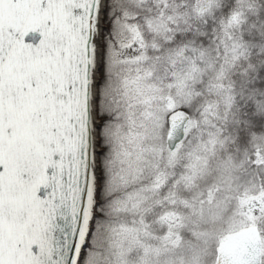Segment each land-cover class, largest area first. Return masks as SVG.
<instances>
[{
	"label": "snow or ice",
	"instance_id": "1",
	"mask_svg": "<svg viewBox=\"0 0 264 264\" xmlns=\"http://www.w3.org/2000/svg\"><path fill=\"white\" fill-rule=\"evenodd\" d=\"M204 72L223 120L236 106V135L200 186L166 170L197 136L213 157L224 143L217 105L192 99ZM137 89L160 95L132 105ZM132 107L143 150L135 164L119 153L126 178L110 171L111 137ZM262 134L264 0H0V264H264ZM237 168L256 187H234ZM181 181L199 190L177 199Z\"/></svg>",
	"mask_w": 264,
	"mask_h": 264
},
{
	"label": "trees",
	"instance_id": "2",
	"mask_svg": "<svg viewBox=\"0 0 264 264\" xmlns=\"http://www.w3.org/2000/svg\"><path fill=\"white\" fill-rule=\"evenodd\" d=\"M223 0H215V3L217 5L221 4ZM201 71L203 72V66H200ZM231 71L229 70L227 74L228 78H231ZM205 77L207 78L205 80V83L202 87H197L195 84L192 83V81H189V88L192 91V99H196L197 94H200L202 92L203 94V103H215L217 105L216 107V113L219 117H221L220 125L225 129V132L227 133V129L232 127L235 121V114H236V106L233 105V108L228 116V119L225 121L222 119L223 113H224V100L223 96L220 94H216L215 90L212 91V94H210V90L208 89V79L211 78V74L204 72ZM197 83L199 82V76L196 78ZM176 83L175 81L173 82ZM227 83V80L225 81V84ZM159 87V86H158ZM145 93L147 96H156L158 97L160 95L159 91L155 92H149L146 89H137L134 93L131 95V103L132 105H135L137 103L136 96L140 95L141 93ZM167 93V89L165 88V94ZM153 107H156L155 102L153 103ZM138 109L135 107H132L131 109H125L121 113V120L119 123L118 128V135H113L111 137L113 145H114V152H113V158L110 164V171L113 173L123 174L127 178L128 174V166H129V158L121 156L119 153L124 151H131V163H136V157L143 150L141 146L142 138L137 139L135 136V129L132 127L136 123H142V121H139V118L136 117L133 118L134 113L137 112ZM216 119L215 116H213L211 113L209 114V123L214 122ZM127 129V130H126ZM212 130V129H209ZM214 131V130H213ZM235 130L231 133H227V135H219L218 139L223 140V144H217L216 148V154L215 157L212 156L211 153L205 152L204 148L200 145V139L199 136L196 137L195 141L186 146L184 150H182L177 158L174 161V164L177 166L175 169L168 168L166 171L168 175H172L174 171H179L181 169H185L191 172L198 173L196 183L200 186H204L205 183H212L213 181L219 179L221 175V169L220 164L222 161V158L232 155L233 153L229 152V149H232L235 147V144L233 141L235 140ZM264 135V134H262ZM131 137V139H129ZM121 139H123V146H121ZM145 147H151V144L144 145ZM264 146V144H262ZM151 163H156V161H151ZM166 163V161H160L161 169L163 170V165ZM236 163H239V161H236ZM140 167H147V165H141ZM154 169H149L148 172H145L143 176H140L138 173L136 174L135 178H128L127 184H139V182L143 179H146V177L153 171ZM232 176L234 177V187L239 186L241 190H243L244 187H247L249 189H252L256 187L255 184H253L250 180V178L246 181L244 176V169L243 168H237L232 172ZM127 185L122 183L121 181L117 180L113 183L112 187L114 190L119 191L123 193L124 188ZM199 189L194 188L192 186L185 187L183 181L179 185H176L175 191L177 193V199H179L181 196H184L187 192L189 195L193 194L195 191H198ZM258 194V193H257ZM254 226V225H249ZM255 227V226H254ZM242 228V227H241ZM199 231V229H197ZM203 251V250H202ZM200 264H206L205 260L203 259V256L201 257Z\"/></svg>",
	"mask_w": 264,
	"mask_h": 264
},
{
	"label": "water",
	"instance_id": "3",
	"mask_svg": "<svg viewBox=\"0 0 264 264\" xmlns=\"http://www.w3.org/2000/svg\"><path fill=\"white\" fill-rule=\"evenodd\" d=\"M249 229L254 230V226L242 227L238 231L230 233L225 240L221 241L222 245H227L231 250L235 251L236 247L243 239L250 235Z\"/></svg>",
	"mask_w": 264,
	"mask_h": 264
}]
</instances>
